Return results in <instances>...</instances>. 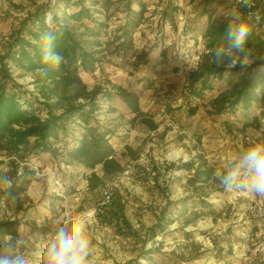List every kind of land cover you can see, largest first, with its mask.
<instances>
[{"label":"rangeland","instance_id":"1","mask_svg":"<svg viewBox=\"0 0 264 264\" xmlns=\"http://www.w3.org/2000/svg\"><path fill=\"white\" fill-rule=\"evenodd\" d=\"M48 1L52 6L53 0H0V41L7 39L28 12ZM211 1L214 15L231 11L220 0ZM141 2L145 12L132 33V47L125 52L118 48V28L125 18L118 0H112L107 9L103 0H82L92 17L104 24L97 46H87L95 37L80 23L71 20L67 24L74 25L85 48L100 62L95 70L79 72L87 86L110 89L115 83L136 92L141 110L156 128L148 129L117 98L99 99L94 115L110 132V143L124 169L102 178L97 165L91 171L101 181L95 186L92 180L93 187L88 185L90 170L66 165L58 158H38L37 153L19 159L0 151V177L11 178L14 191L5 200L1 192L7 186L0 184V222H16L13 237L25 239L30 264H42L43 249L56 226L85 212L92 220L97 264L129 260L131 264H264V198L226 193L214 178V173L223 170L226 158L264 142V95L253 109L257 121L242 129L241 123L227 125V115L211 113L210 99L224 89L223 83L215 82L212 92L202 98L188 96V74L203 50L200 37L194 43V26L204 20L197 17L203 0L192 5L187 0ZM166 4L178 9L172 18L163 19ZM13 77L25 90L35 93L29 74L14 71ZM189 108L195 112L191 114ZM125 146L134 151L136 159L123 154ZM201 161L213 171L207 182L195 180L193 169L177 168L183 162H193L194 168ZM103 191H116L121 196L124 215L135 235L118 233L99 220L96 209ZM199 196L211 205L195 218L193 212L198 207L192 201ZM183 198L188 210L178 213L167 206L164 229L149 237L146 229L157 221L165 200ZM147 249H155L151 255L157 263L147 259Z\"/></svg>","mask_w":264,"mask_h":264},{"label":"trees","instance_id":"2","mask_svg":"<svg viewBox=\"0 0 264 264\" xmlns=\"http://www.w3.org/2000/svg\"><path fill=\"white\" fill-rule=\"evenodd\" d=\"M118 1L125 12L124 22L118 28V39L121 40L118 48L125 52L132 47L131 36L143 17L145 5L141 0ZM195 1L187 0V3L192 5ZM211 2L203 0L201 9L197 11V17H204V20L194 26V43L200 37L203 50L198 55L194 69L188 74L186 94L202 98L206 92H212L215 82L223 83L224 89L210 99L211 113L227 115V125L241 123L242 129L257 121L253 109L264 95V11L258 13L261 17L259 22L245 16L243 8L239 6L228 5L231 8L229 13L216 16L209 7ZM50 3L48 1L28 12L11 29L7 39L0 41V151L8 156L16 155L19 159L37 153L38 158H58L66 165L90 171L100 165L102 178L119 174L124 167L115 156L109 140L110 132L99 125L94 115L100 107L98 100L111 101L117 98L148 129L154 130L157 124L141 110L136 92L115 83L111 84L110 89L87 86L79 72L95 70L100 62L85 48L74 25L67 23L71 20L80 23L88 35L95 37V41L86 42L89 47L100 44L98 38L104 35V24L92 17L91 10L84 6L82 0H53L52 6ZM111 5L112 0H103L104 8ZM134 5L136 10L133 9ZM177 9L166 4L161 12L162 18H172ZM236 12H239L241 20L251 26L247 39L250 66L244 70L239 65L217 68L210 62L211 53L224 42L230 19ZM53 27L62 29L55 41V50L65 57L59 67L45 64L42 59L44 45L41 36ZM41 70H46V74H41ZM14 71L31 76L34 94L15 80ZM189 109L191 114L195 112V108ZM124 150L123 154L129 153L130 159H136L137 155L129 146H125ZM193 166V162H183L177 168L193 169L194 179L201 182H207L212 177V168L205 162H196V166ZM87 179L89 187L94 186L92 180H95V186L101 181L93 171ZM13 194L12 186L1 192L5 200ZM192 204L198 207L193 212L195 218L203 215L204 208L211 205L201 196L193 200ZM167 206L178 213L188 210L185 198L165 200V207L160 211L157 221L146 229L149 237L156 236L164 229ZM96 214L102 223L114 227L118 233L135 235L124 215L122 198L116 191L110 195L108 204ZM15 225V221L0 222V237L16 235ZM154 251L147 249L144 253L148 254V260L157 263L151 255ZM131 263L129 260L124 264Z\"/></svg>","mask_w":264,"mask_h":264},{"label":"clouds","instance_id":"3","mask_svg":"<svg viewBox=\"0 0 264 264\" xmlns=\"http://www.w3.org/2000/svg\"><path fill=\"white\" fill-rule=\"evenodd\" d=\"M239 3L248 10L250 19L260 21L259 14L253 11L254 0H239ZM61 32L62 29L53 27L42 34V59L45 64L59 67L65 61L63 54L55 50V41ZM250 32V24L240 19L239 12L234 13L224 42L212 51L210 62L217 68L239 65L242 70L246 69L250 66L247 48ZM41 74H46V70H41ZM214 178L226 193L264 198V142L249 145L226 158L223 170L214 173ZM0 184L10 189L12 180L6 176L0 177ZM91 225L92 220L85 212L56 226L43 249L42 264H97ZM26 246L22 237L5 235L0 241V264H30L24 251Z\"/></svg>","mask_w":264,"mask_h":264},{"label":"built area","instance_id":"4","mask_svg":"<svg viewBox=\"0 0 264 264\" xmlns=\"http://www.w3.org/2000/svg\"><path fill=\"white\" fill-rule=\"evenodd\" d=\"M227 5L230 6H239L241 7L239 0H223ZM255 7L253 8V11L256 13H259L261 11H264V0H254ZM243 14L245 16H248V10L246 8H243ZM111 193L108 191H103L101 200L99 202L98 208L96 209V212L100 211L101 207H104L108 204L110 200Z\"/></svg>","mask_w":264,"mask_h":264}]
</instances>
